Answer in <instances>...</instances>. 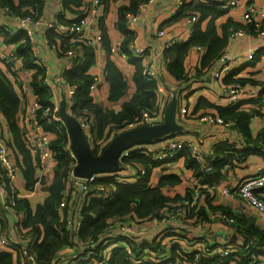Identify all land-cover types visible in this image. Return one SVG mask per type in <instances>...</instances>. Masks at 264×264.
<instances>
[{
    "label": "crops",
    "instance_id": "crops-1",
    "mask_svg": "<svg viewBox=\"0 0 264 264\" xmlns=\"http://www.w3.org/2000/svg\"><path fill=\"white\" fill-rule=\"evenodd\" d=\"M18 1L19 0H15L16 4L19 3ZM131 1L132 0H103L101 14L96 17H90L88 21V31L90 34L96 35L100 32L104 36V41L96 52V62L89 70L93 76H98L100 80L98 89L92 93V96L94 101L104 106L105 109H112L115 111H120L123 107V103L128 101L137 91V87L134 82L135 65L130 63L128 55L124 54L120 48H118V46H121V43L128 39L127 33L120 31L117 26L119 8L130 5ZM185 1L190 2L192 0ZM62 2L63 0H44L42 11L40 14L37 12V18L42 21V23L31 24V29L34 31V39L31 41L32 47L35 50V52H33V56L34 58V54L38 57L40 56V60H38L43 66L39 67L43 68L44 73L52 82L55 83L54 88H52L53 90L51 91L50 89V91L51 93L54 92V101L60 104L63 97L61 90L63 82L62 79L65 78V71L73 67L74 61L71 62L64 56V48L62 47L63 43L60 38L57 36H55V40L51 38L49 34L50 29H48L44 24L46 22H51L54 19L57 10L61 6L63 7ZM247 2V0H239L238 4L232 9L226 10L221 8L223 12L220 13L215 20L212 16L206 17L201 22V28L206 30L207 27H209L214 21L217 33L220 35L222 34L223 24H225L230 18H233L238 25L243 24L242 15L246 9ZM254 3L259 9L264 8V0H254ZM82 7H84L83 4L80 9H83ZM178 9V0H156V2L149 6L146 11L142 12L136 24L129 28L134 31L136 42L148 49L145 63H152L157 72L158 77L156 80L159 84V88L156 105H158V102H161V100L167 105L175 92H177V97H185L189 110V117L186 120V126L188 129L184 132L182 131V134L184 136L190 135L191 139L198 143L201 150L205 154V157L200 160L204 166L206 161H215L216 155L214 150L217 142L229 140L236 147L243 148L246 146L247 141L245 140L244 135L236 129L235 121L228 120V125H219L218 123L213 124L204 122L200 119L201 115L204 113H210L220 117L221 115L215 105L222 107L230 105L228 99L224 97L225 94L220 83L221 81L215 77V73L221 66L219 60L216 59L212 66L201 69V61L207 51L206 46L194 45L191 47L184 61L185 72L187 74L186 78L177 79L169 72V59L164 54L166 49L164 47V43L172 39L187 41L194 30V26L192 27L188 24L187 18L185 17L174 21L171 20ZM21 12H23L22 8ZM70 12L73 13L70 18H73L75 12ZM194 17L197 20V16ZM4 20L9 21V17L7 19L4 18ZM10 22L12 24H16L17 19L12 18ZM162 28L166 29L165 35L159 34V30ZM5 34L4 30L0 29V40L5 42L7 49L15 48V44L8 42L9 40L6 39ZM228 40L229 42L222 53L227 54L229 57L238 56L242 61V64L239 63L232 69V71L238 69L236 78L244 79V93L239 102L240 107L241 109L247 111H260V114H255L253 116L250 123L252 136L256 138L257 135L264 130V39L259 35L253 34L250 37L243 39L233 40L228 38ZM55 42H57L56 47L52 46ZM106 42L109 43V47L105 45ZM16 44L19 45L18 42H16ZM198 46H202L203 48L200 50L197 48ZM113 47L117 48V50L112 51ZM252 49L256 50L255 58L250 62H244L243 60L245 59V55ZM109 59L113 60L124 73L128 85L126 93L117 101H111L109 99L111 87L110 83L106 79L107 62ZM0 66L4 71H6L21 97L20 85L15 81L23 82L31 80L32 82L36 69L25 72L18 71L12 74L7 72L6 66L1 61ZM17 66H22V62L17 63ZM202 100H206V103L199 106ZM209 103H212L213 105ZM158 107H156V109H158ZM67 109L71 114H73L71 105H68ZM89 117L92 119V131L94 138H100L98 144L100 143L101 151L111 138L115 134L120 133V131L114 130L113 132L114 128L111 129L113 134L109 137V130L114 125H108L104 129L103 133H98V130L94 129L96 127L95 115L90 113ZM163 118L164 111L160 122H162ZM87 139L93 150L95 147L93 139H89L88 137ZM160 141L162 143L153 146L154 148H160L165 145V138L153 141L149 144L158 143ZM143 145H147L148 148L152 146L148 144ZM13 151L14 150L11 149L12 155ZM29 152L32 155L37 181L35 183V188L26 191L25 195L30 199L31 205L34 206L37 203H42L44 201L47 196V190H45V188L42 187V184L38 181L40 174L38 164L39 159L32 149H29ZM183 154H185L184 151L179 153L175 159L168 160L161 165H158L154 169L151 180V184L156 186L159 184L160 178L164 174L179 175L181 178L179 183L175 185L168 184L163 186V191L172 198L176 197L177 200L186 197L187 193L191 192V189L195 185L204 184L202 186L205 190L209 189L211 186L209 183H203L202 178L197 176L186 166L185 156H183ZM13 157V161L16 163V166L18 165L16 187H25L27 179L24 176L22 169V166H25L23 157H20L22 166L16 162L15 155H13ZM169 166L171 169L166 170ZM263 169L264 154L253 151L241 160L238 159L236 155L235 158H232L224 169H222V179L212 184L214 185V187L210 188L212 196L202 195L199 198L198 205L202 210L203 217H198L195 214H187V216L182 220L171 221L167 224L160 223L155 230L148 232L150 233L147 236L149 241H153L151 238L155 237L154 239H158V242H160L159 246H166L164 249H169V253H172L173 244H179L185 251L200 249L201 246H205L206 244L212 247L210 250L218 244L230 243L236 246L239 245L240 248L238 252L229 257H220V261L222 264H250L251 259H248L249 257L247 259H245L246 257H243L246 254L245 238L240 234L243 230L237 231L234 225L231 226L226 220L224 211L231 212L232 214L245 219L246 226H255L261 231H264V218L245 200L235 196L234 194L222 195L221 190L229 185L235 186L243 178L253 175ZM83 182L84 181L82 180H78V182H76V189H67L79 192L78 194L83 195ZM4 200L5 195L3 190L0 189V206ZM1 225L3 226L2 232L7 234L10 240L15 242L19 240L16 230L15 216L8 214V217H5V221L2 222ZM166 229L168 230L165 231ZM162 231H165V233L158 236V234ZM233 233L238 234L237 243L231 242ZM259 236L261 235L256 233V237H253L252 242H249L248 244L254 245L255 257L257 260L255 264H264V237ZM197 245L199 246L196 247ZM207 251L208 250H206L205 253ZM13 254L15 253L13 252Z\"/></svg>",
    "mask_w": 264,
    "mask_h": 264
},
{
    "label": "trees",
    "instance_id": "trees-1",
    "mask_svg": "<svg viewBox=\"0 0 264 264\" xmlns=\"http://www.w3.org/2000/svg\"><path fill=\"white\" fill-rule=\"evenodd\" d=\"M84 0H63L62 5L65 10L75 12L78 14L79 20L84 17L83 11L80 9ZM144 0H132L130 5L122 6L119 8V17L117 26L120 31L129 34L130 29L126 24V13L135 12L139 2ZM10 4L12 9L18 14H22L21 8L23 5L34 6L35 10L40 14L43 8L44 0H19L16 4L15 0H5ZM222 0H192L190 2L185 1L178 9L176 14L171 18L172 21L181 19L182 17H194L197 16V20L194 24V30L191 33L190 38L187 41H176L166 47L164 54L169 59L168 70L177 79H183L187 77L185 72L184 61L188 55L190 49L194 45H203L207 47V51L202 58V67L206 68L212 66L214 61L219 57L227 46L228 40V27L230 24L236 23L233 18H230L222 26V34L217 33L216 26L213 23L207 27L206 30L201 28V22L208 16H212L215 20L217 16L223 12L221 9ZM229 9V8H227ZM60 20H65L63 15H59ZM238 24V23H236ZM8 42H19L17 51L20 55L24 56V64L28 68L36 67V72L32 80V86L35 93L40 97L44 108L52 107V103L49 100L50 90L43 83L42 75L45 74L43 68L33 63L34 56L32 52V43L30 38L24 33L19 32L17 34H9L5 32ZM8 33V34H7ZM50 37L55 40L57 36L53 29L49 30ZM104 41V36H103ZM109 47V43H105ZM64 50L68 48L63 43ZM121 49L128 55L130 63L135 65L134 82L137 87V91L131 96V98L123 103V107L120 111L112 109H105L104 106L94 101V98L90 92V85L94 81V76L90 73V67L96 62L95 50L92 47L84 45V53L75 58V62L72 68L67 69L64 73L65 79L69 83L77 84V92L73 97V104L71 106L72 113L75 116L90 115L93 113L96 119V127L98 133H103L104 129L108 125H114L109 130V137L114 132V127L125 122L133 121L134 118L140 114L142 109L154 111L157 107V95L155 89L157 82L154 79L147 78L142 74V61L141 58L135 56L128 48V39L121 43ZM237 70L226 74L223 78L225 83H232L240 81L244 83L243 78H236ZM106 79L110 83V95L111 101H117L123 97L128 88L127 81L124 73L120 70L117 64L109 59L107 62ZM9 73V71L7 70ZM259 99V98H258ZM206 103V100L200 103L201 106ZM213 105L212 103H209ZM0 107L4 114L7 123L8 130L11 134L12 141L9 142L15 152V159L18 164L22 166L20 157H23L25 166H22L24 176L27 179L25 188L31 190L35 188L37 181L35 166L33 164L32 155L29 152L28 144L26 142L24 128L19 119V115L22 111V100L16 90L10 77L0 66ZM225 121H235L236 129L241 132L245 140L246 146L238 148L232 144L229 140L217 142L215 144V161H206L205 165L211 167L210 172L204 170L201 161L190 151L189 148L182 150L185 154L186 166L191 169L197 176L202 178L203 183L214 184L218 180L222 179V169L237 155L238 159H244L251 152L255 151L260 154H264V130L260 132L256 138L252 136L250 123L255 114H260V111L256 110H243L238 104H230L227 107L215 105ZM43 109L39 111L40 122L45 126L47 130L58 131L56 127H52L47 118H41ZM93 126V124H92ZM113 129V132L112 130ZM93 132V131H92ZM65 131L58 135V138L52 141V150L55 155L56 164L53 173L52 180L48 184L45 182L44 188L47 190V196L42 203H37L32 206L31 201L28 198L16 196V188L11 185L10 179L6 177L4 179V185L7 190V198L14 203V208L21 216V226L24 229L26 235L36 236L31 244L32 250L37 254L38 258L44 262L51 260V255L54 251H60L68 248L72 245H90L97 248L101 243V235L106 234V228L111 218L119 215H128L132 213L138 216L140 219L146 221L150 220L156 215H159L166 203L170 201H177V198H172L170 195L163 191L164 185H175L181 181L179 175L176 174H164L160 178L158 185L153 186L151 184L152 175L154 169L164 163L161 160H153L149 151L135 150L126 157V160L140 164L141 167H145L146 172L134 182H121L118 181L116 176H104L96 178L93 181V185L108 184L114 186L113 197H100L97 193H89L86 195L85 200L77 204V210L74 213L77 216L76 224H78L77 230H70L67 228L65 222L60 220L59 205L64 198V191L67 190L66 184L70 180V169L73 166L74 160L70 157L66 151ZM94 143H98L94 138ZM100 144V143H99ZM94 153L100 152V146L98 144L93 149ZM14 159V157H13ZM175 159V158H174ZM18 160V161H17ZM153 165H150V164ZM72 191V190H69ZM73 192V191H72ZM77 194V192H75ZM191 196L188 192L187 195ZM71 197L67 200V210L72 206ZM226 217L236 219L238 223V230H243L240 234L245 238L246 247L249 242H252L253 237H256V233L260 234L259 237H264V231L259 230L255 226H246L245 219H242L231 212L224 211ZM7 212L3 206H0V226L1 232L3 230L2 222L5 221V217H8ZM188 214H195L198 217H203L202 210L199 205L192 208ZM67 215V214H66ZM18 227L19 224H17ZM20 227V230L22 231ZM108 233V232H107ZM251 239V240H250ZM93 241V243H92ZM160 242L147 241L143 243V247H153V250H157ZM178 246V247H177ZM173 244L172 246V260L175 259H192L195 254H188L181 246ZM246 254L243 257L247 259ZM15 254L11 251L0 250V264H18L19 253L17 248L13 245ZM250 249V248H249ZM254 252V245L251 247ZM255 253V252H254ZM249 259V258H248ZM203 261V259L201 258ZM107 264H134L132 260L127 256L126 250L123 246H117L112 249L109 254ZM142 264H151L149 261H144ZM158 264V263H157Z\"/></svg>",
    "mask_w": 264,
    "mask_h": 264
},
{
    "label": "built area",
    "instance_id": "built-area-1",
    "mask_svg": "<svg viewBox=\"0 0 264 264\" xmlns=\"http://www.w3.org/2000/svg\"><path fill=\"white\" fill-rule=\"evenodd\" d=\"M246 9L243 12V24H230L228 27V37L229 39H243L246 37H250L251 35H259L264 39V8L259 9L254 0H247ZM156 0H144L139 2L137 9L135 12H127L126 13V24L129 27H132L138 21L142 12L146 11L149 6L154 4ZM185 0H178V6L180 7ZM239 0H224L221 4V8L226 10L234 8L238 4ZM84 7L81 9L83 11L84 17L79 20H75L78 18V14H74L73 18H70L73 13L68 10H65L62 6L57 10L54 19L51 22H46L44 25L48 29H53L57 37L60 38L62 43H65V46H68L67 49L63 50L64 56L68 58L71 62H75V58L84 53V45L92 47L95 50V54L98 49L101 47L103 43V34L98 32L96 35L90 34L88 31V21L90 17H96L101 14L103 8V0H84ZM229 8V9H227ZM22 14H18L15 12L10 4L6 3L5 0H0V29L4 30V32H8L9 34H17L19 32H24L31 41L34 39V31L31 29V24H39L42 21L38 20L37 11L34 6H22ZM59 15H63L65 20H60ZM9 17V21L4 20ZM12 18L17 19L16 24H12L10 20ZM187 18L188 24L192 27L195 24V17H185ZM242 23V22H241ZM130 29V28H129ZM166 29L162 28L159 30L160 35H165ZM128 35V48L131 52L141 58L142 61V74L147 78L154 79L156 82L157 72L152 63H145V58L147 55V47H143L136 42V36L134 35V31L130 29V33ZM178 41L170 40L164 43V47H168L172 43ZM15 44V48L7 49L5 46V42L0 40V61L6 66V69L9 73L14 74L18 71H28L32 69H36V67L28 68L24 64V56L20 55L17 51L18 44L16 42H12ZM19 43V42H18ZM52 46L56 47L57 42L53 43ZM60 46V45H59ZM63 47V44H62ZM121 49V46H118ZM198 49H202V46H198ZM63 49V48H62ZM117 50V48L113 47L112 51ZM32 52H35L32 47ZM123 52V51H122ZM126 54L125 52H123ZM33 63L37 66H43L40 64V56L38 57L36 54ZM256 56V50H250L246 55L244 62L252 61ZM39 59V60H38ZM221 64L218 71L215 73V77L220 80L221 86L223 88L224 94L228 102L230 104H238L240 102L241 96L244 93V84L240 81H236L234 83H225L223 78L226 74L232 71V69L238 65L242 64L240 57H229L225 53H221L217 58ZM22 66H17V63H21ZM37 70V69H36ZM94 81L90 85L91 94L98 89L99 78L98 76H94ZM43 83L51 89L54 88V82H52L48 76L45 74L42 76ZM62 94L64 93L65 98L68 102V105L72 106L73 97L77 92V84L69 83L65 78L62 79ZM17 84L19 83L21 88V100H22V111L21 115L24 117V122L22 116L20 118L21 124L24 128L26 142L28 147L34 150L37 153L39 159V169L40 174L38 177V181L44 187L45 182L48 184L52 180L54 167L56 164V159L54 152L52 150V141L58 138L60 133L65 131L66 141V151L69 153L70 157L74 160L73 166L70 169L69 175L76 177L74 175V166L77 163V156L74 149L71 146L70 136L68 134V130L65 126L63 118L59 114L60 103L54 101V92L49 95V100L52 103V107L44 108L42 100L35 93V90L32 86L31 80L26 81H15ZM158 88L159 84L157 82V87L155 92L158 96ZM33 96V97H30ZM165 102L161 100L158 102V109H154V111H149L147 109H142L140 114L137 115L133 121L125 122L120 125L114 127L115 131H123L125 129H130L140 124L145 123H159L163 116V111L165 108ZM43 109L41 118H47L48 122L52 127H56L58 131L47 130L45 126L40 122L39 119V111ZM80 121L86 136L89 139H93L92 132V119L88 114L76 116ZM189 117V110L185 98L183 96L178 97V105H177V121L184 126V131L187 128L186 120ZM200 119L204 122L208 123H218L219 125H228L229 123L225 121L222 117H218L217 115H213L210 113H204L201 115ZM233 123V122H230ZM4 126L8 128L7 120L2 113V109L0 107V189L6 193L7 198V190L4 185V179L8 177L10 179L11 185H14V180L18 178L17 176V166L8 154L7 148L9 146V142L6 134L4 132ZM183 131V132H184ZM167 141L164 146L154 149L148 148L147 145L139 144L132 147L130 150H125L121 154L120 161V169L111 171V172H101V173H93L89 178H83L84 182V194L88 195L89 193H97L100 197H113L114 195V186L108 184H98L96 186L93 185V181L96 178L104 177V176H116L118 181L121 182H134L138 178H140L145 172V167H141L140 164L135 162L126 160V157L130 155L131 152L135 150H144L149 151L152 156V159L161 160L166 162L168 160H172L178 156L182 150L189 148L190 151L201 160L205 157L204 152L201 150L200 146L197 142H194L191 139V136H184L181 133L171 134L170 136L165 138ZM94 142V139H93ZM93 145V144H92ZM150 165H153L152 163ZM136 166V167H135ZM204 170H211V167L205 165ZM45 178V179H44ZM44 179V182H43ZM70 181V180H69ZM204 184L195 185L191 189V196L183 197L177 201H170L166 203L163 207L159 215L154 216L150 220L154 224V229H156L160 223L167 224L171 221L182 220L187 216L188 212L197 206L199 198L204 196H212L210 193V188L214 187L211 184L209 189H203ZM207 187V186H205ZM16 188V196L18 198L25 197L26 191H28L24 186L20 189ZM222 195L234 194L237 197L245 200L251 206L258 211V213L264 218V169L259 172L250 175L248 177L240 180L235 186H226L221 190ZM24 195V196H23ZM77 194L75 192L69 191L68 189L64 191V198L62 199L58 209L60 212V220L65 222L66 226L70 230H77L78 224H76L77 216L74 213L77 210V204L80 202L76 199ZM71 197L72 206H70L67 210L68 198ZM2 202L3 208L10 213V215L15 216L16 230L18 235V241L10 240L9 236L0 231V250L5 251H13V245L17 248L19 253L18 264H107L109 254L112 251L109 247L115 243V246H123L126 250L127 256L132 260L134 264H142L144 261H149L152 264H222L220 261V257H229L234 253L238 252L240 246L232 245L230 243L227 244H218L212 247L206 244L205 246H201L198 250L186 251L188 254H195L192 259H175L172 260L171 255L169 253V249L159 251L160 249L153 250V247H143V243L147 242L142 241L145 233H148V227L146 225V221L140 219L138 216L129 213L128 215H119L111 218L108 222V226L106 228V234L100 236L101 243L97 248L91 247L90 245H72L68 248H65L60 251H54L51 255V260L49 262H44L40 260L37 254L32 250L31 244L34 240H36V236L26 235L24 229L21 226V216L15 210L14 203L9 201L8 199ZM29 199V198H28ZM30 200V199H29ZM67 214V215H66ZM226 220L229 222L231 226L238 227V223L236 219L226 217ZM129 221L127 225L126 222ZM140 223V224H139ZM22 231L20 230V227ZM138 225L142 228L139 229ZM241 230V229H240ZM242 231V230H241ZM108 232V233H107ZM140 237V238H139ZM139 238V239H138ZM159 240L156 239V242ZM93 243V241H92ZM252 244H249L247 248V254L250 260V264L256 263L255 253L251 249ZM115 248V247H114ZM250 248V249H249ZM208 250L206 253L205 251ZM203 259V261L201 260Z\"/></svg>",
    "mask_w": 264,
    "mask_h": 264
},
{
    "label": "water",
    "instance_id": "water-1",
    "mask_svg": "<svg viewBox=\"0 0 264 264\" xmlns=\"http://www.w3.org/2000/svg\"><path fill=\"white\" fill-rule=\"evenodd\" d=\"M62 96L59 114L68 129L71 146L77 156L73 171L79 178H89L93 173L119 170L123 151L130 150L135 145L149 144L184 131V126L177 121L178 97L175 92L164 109L162 122L140 124L117 133L99 153H94L80 121L68 111L64 93ZM237 240L238 234L233 233L231 242L237 243Z\"/></svg>",
    "mask_w": 264,
    "mask_h": 264
},
{
    "label": "rangeland",
    "instance_id": "rangeland-1",
    "mask_svg": "<svg viewBox=\"0 0 264 264\" xmlns=\"http://www.w3.org/2000/svg\"><path fill=\"white\" fill-rule=\"evenodd\" d=\"M185 98V97H184ZM21 114L19 115V117L21 118ZM24 117L22 116V119H23ZM23 123H25L24 122V119H23ZM188 125H189V123H188ZM190 126V125H189ZM4 132H5V134H6V137H7V139L8 140H11V136H10V134H9V130H8V128L6 127V126H4ZM97 137V136H96ZM96 139V141L98 142L99 140H100V138H95ZM105 139V138H104ZM103 139V140H104ZM167 141V140H166ZM160 143H162L161 141L160 142H158V143H153V144H148V145H152V146H150V148H154L153 146H156V145H159ZM98 143H94V146H96ZM98 146H100V144H98ZM11 147H9L8 146V148H7V154L13 159V155L15 154V152L13 151V155H12V152H11ZM155 150L156 149H158V147H156V148H154ZM34 151V150H33ZM35 152V151H34ZM35 154H36V156H37V153L35 152ZM37 158H38V156H37ZM39 164V163H38ZM17 167H18V165H17ZM20 167V166H19ZM136 167V166H135ZM54 169H55V167H54ZM171 169V167L169 166V168H166V170H170ZM154 173V172H153ZM70 176V184H69V182L66 184V187L67 188H69V189H71V188H74V189H76L77 188V183L76 182H78V180H82V181H84L83 180V178H79V177H73V176H71V175H69ZM45 179V178H44ZM44 179H43V182H44ZM16 181H17V179H15L14 180V184H15V186H17L16 185ZM18 188V187H17ZM21 188V187H20ZM19 188V189H20ZM73 192H75V191H73ZM4 193V195H5V198H6V193L5 192H3ZM79 192H77V196H76V199H78L80 202H81V204H82V201L83 200H85V198H86V195L83 193V195H80V194H78ZM25 195V194H24ZM23 195V196H24ZM3 202V201H2ZM126 224L128 225L129 224V221H127L126 222ZM140 224V223H139ZM146 225H147V227H148V232L149 231H151V230H155L154 229V224L152 223V221L151 220H147L146 221ZM138 228L139 229H141L142 227L140 226V225H138ZM168 229H166L165 231H167ZM165 231H162L160 234H158V236H161V235H163L164 233H165ZM148 234H150V233H145L144 235V237H143V239H141L142 241H149V238L147 237L148 236ZM140 238V237H139ZM138 238V239H139ZM155 237H153V238H151V239H154ZM188 241H190V240H188ZM199 245H197L196 247H198ZM114 247H116L115 246V243L114 244H112L109 248L110 249H113ZM166 246H158V249H160L159 251H161V250H163L162 248H165ZM195 250H198V249H195ZM239 251V250H238Z\"/></svg>",
    "mask_w": 264,
    "mask_h": 264
}]
</instances>
